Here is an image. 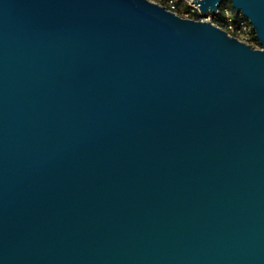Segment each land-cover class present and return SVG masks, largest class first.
Returning <instances> with one entry per match:
<instances>
[{"label":"water","instance_id":"1","mask_svg":"<svg viewBox=\"0 0 264 264\" xmlns=\"http://www.w3.org/2000/svg\"><path fill=\"white\" fill-rule=\"evenodd\" d=\"M260 49L148 0H0V264H264Z\"/></svg>","mask_w":264,"mask_h":264},{"label":"built area","instance_id":"2","mask_svg":"<svg viewBox=\"0 0 264 264\" xmlns=\"http://www.w3.org/2000/svg\"><path fill=\"white\" fill-rule=\"evenodd\" d=\"M155 1L158 3L159 0H155ZM176 2H179L180 5H182L184 9H188V12L182 13V14H178V12L176 10L177 7L174 4ZM222 3H224V2H222ZM222 3L218 6V8L216 9V11L214 13H212V14L208 13L204 17L199 16L198 7L193 2V0H166V8H167L166 10H168L169 12H172V13L178 15V16L179 15L185 16V17L188 16L190 18H191V16H189V13L196 12L197 13V17H198L196 19L197 21H208V22L212 23L210 16L219 12V8L222 5ZM226 3H228V2H226ZM230 9L231 10L224 9L222 11V14L226 18V21H227V25L225 27L221 28V27L217 26L214 23H212V24H214L215 26L219 27L228 36L233 37L236 40H238L237 38H241L242 43H244L246 45H249V46L255 45V46H257L258 49H260L258 43L255 40V34H254V32L252 30V27L250 26L249 22L245 18H243L241 15H235L234 11L231 8V6H230ZM233 16H238L241 19L238 20L237 23H234L232 21V17ZM241 41H239V42H241Z\"/></svg>","mask_w":264,"mask_h":264},{"label":"trees","instance_id":"3","mask_svg":"<svg viewBox=\"0 0 264 264\" xmlns=\"http://www.w3.org/2000/svg\"><path fill=\"white\" fill-rule=\"evenodd\" d=\"M158 3L160 4V6H162V7L165 8V9H167V8H166V0H159ZM174 4H175V6L177 7L176 10H177L178 14H182V13H186V12H188V9H184V8L182 9V8L180 7V3H179V2H176V3H174ZM224 9H229V10H231V9H230V5H229L228 3H226V2L222 3V5H221L220 8H219V12H218V13L213 14V15L210 16L212 23L216 24L217 26H219V27H221V28H223V27H225V26L227 25L226 18H225V17L223 16V14H222V11H223ZM232 13H233V12H232ZM189 16H191V18L194 19V20H196V19L198 18L196 12L189 13ZM240 19H241V18L238 17V16H233V17H232V21H233L234 23H237L238 20H240ZM234 28H235V27H234Z\"/></svg>","mask_w":264,"mask_h":264},{"label":"rangeland","instance_id":"4","mask_svg":"<svg viewBox=\"0 0 264 264\" xmlns=\"http://www.w3.org/2000/svg\"><path fill=\"white\" fill-rule=\"evenodd\" d=\"M149 2H151V3H154V4H158L155 0H148ZM159 5V4H158ZM180 7L181 8H183V6L182 5H180ZM178 16V15H177ZM179 17H181V18H183V19H191V20H194V19H192V18H190V17H188V16H181V15H179ZM195 21H197V20H195ZM239 41H241V38H237ZM242 42V41H241ZM251 47L252 48H254V49H258L257 48V46H255V45H251Z\"/></svg>","mask_w":264,"mask_h":264}]
</instances>
